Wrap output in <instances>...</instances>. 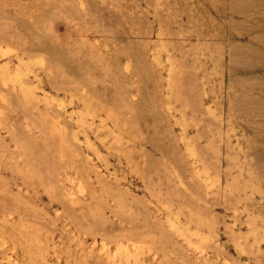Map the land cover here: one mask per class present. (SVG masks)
<instances>
[{
	"label": "rangeland",
	"instance_id": "374dc122",
	"mask_svg": "<svg viewBox=\"0 0 264 264\" xmlns=\"http://www.w3.org/2000/svg\"><path fill=\"white\" fill-rule=\"evenodd\" d=\"M0 264H264V0H0Z\"/></svg>",
	"mask_w": 264,
	"mask_h": 264
}]
</instances>
